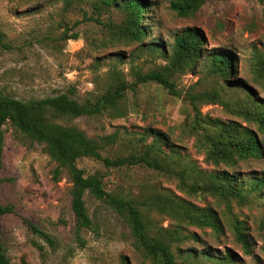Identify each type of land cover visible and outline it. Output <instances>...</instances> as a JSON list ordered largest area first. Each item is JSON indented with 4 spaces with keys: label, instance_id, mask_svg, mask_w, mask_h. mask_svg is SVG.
<instances>
[{
    "label": "rangeland",
    "instance_id": "obj_1",
    "mask_svg": "<svg viewBox=\"0 0 264 264\" xmlns=\"http://www.w3.org/2000/svg\"><path fill=\"white\" fill-rule=\"evenodd\" d=\"M64 1L0 0V30L10 44V49L0 53V90L27 100L74 87L73 96L81 101L106 89L111 83V70L121 71L130 83L134 70L146 71L166 62L162 54L139 48L137 42L117 39L103 24L121 23L125 14L120 8L98 9L90 0H70L69 4ZM171 1L144 0L143 24L149 30L146 40L159 41L168 53L175 33L196 28L205 39L206 49L224 47L234 52L237 77L244 78L264 98V88L253 81L250 70L253 48L264 50V0H206L192 16L177 15L170 7ZM73 33L77 34L76 39L71 37ZM202 64L178 75V89L186 90L199 80L198 88L216 86L222 89L224 97L230 95L223 78L207 74ZM125 102L128 111L124 117L102 114L59 122L76 125L93 137L117 128L120 136H130L152 127L166 133L170 142L184 147L206 167L202 156L194 151V138L186 132L185 123L191 117L189 106L181 98L149 82L127 90ZM201 107L203 113L211 116L242 122L220 104ZM1 130L0 203L11 205L12 210L1 219L0 236L12 264H151L149 258L133 247L127 222L110 205L89 193L85 194V202L93 227L81 230L85 242L81 246L74 235L75 216L70 208V182L65 172L55 180L52 171L56 163L44 151L43 143L29 140L8 123ZM258 134L264 143V133ZM122 146L119 148L124 152ZM115 149L118 150L116 144L109 145L101 153L109 156ZM76 163L85 175L97 169L107 170L105 190L119 195L134 194L139 183L157 180L186 196L172 181L145 166L107 169L100 160L84 156ZM224 168L241 177H259L264 174V157L249 158ZM187 198L199 205L207 202L215 207L223 219V232L216 235L210 228L188 226L198 238L174 247L178 264H264V201L258 192H250L244 204L233 201L230 209L210 198ZM234 219L244 223L250 240L249 253L233 234ZM28 222L47 233L53 243L32 230ZM163 224H168V218ZM202 251L230 252L234 261L220 263L202 256Z\"/></svg>",
    "mask_w": 264,
    "mask_h": 264
},
{
    "label": "trees",
    "instance_id": "obj_2",
    "mask_svg": "<svg viewBox=\"0 0 264 264\" xmlns=\"http://www.w3.org/2000/svg\"><path fill=\"white\" fill-rule=\"evenodd\" d=\"M90 1L98 9L120 8L125 14L121 23L103 24L114 32L117 39L128 43L137 42L139 48L162 54L166 62L146 71L134 70L130 83L121 71L111 70V83L106 89L81 101L73 96L74 87L65 92L27 100L0 90V164L3 144L1 127L8 123L29 140L44 144V151L56 163L52 171L55 180L65 172L70 182V208L75 216L74 235L81 246L85 243L81 230L93 227L85 202V194L89 193L110 205L127 222L133 247L149 258L151 264H178L174 247L183 241L198 238L195 232L188 230V226L210 228L216 235L223 232V219L217 209L207 202L199 205L187 196L201 197L203 200L210 198L226 209L231 208L233 201L246 203L250 192H258L264 201V174L259 177H241L239 173L224 168L249 158L264 157V143L258 134L264 133V98L244 78L237 77V57L234 52L224 47L206 49L205 39L196 28H184L175 33L167 53L159 41L146 40L149 30L143 24L146 12L144 0ZM205 1L172 0L170 7L179 16H192ZM64 2L69 4L70 0ZM71 37L76 39L78 36L73 33ZM7 49H10V44L6 34L0 30V53ZM201 59L203 64L198 62ZM199 64L205 66L207 74L222 77L230 95L224 97L222 89L216 86L198 88L199 80L186 90L178 89V75L193 70ZM250 70L253 81L264 88V50L256 46L250 57ZM149 82L157 83L189 106L191 119L185 123L186 132L194 138V151L202 156L207 168L184 147L170 142L166 133L152 127L130 136H120L117 128L112 133L93 137L76 125L59 122V119L102 114L111 118L124 117L128 111L125 102L127 90H135L137 85ZM203 104H220L243 123L203 113ZM120 142H125L124 146ZM115 144L118 150L115 149L109 156L102 155L104 148ZM120 146L124 147V152ZM83 156L100 160L107 169L145 166L172 181L175 188L186 196L179 195L157 180L141 182L137 185L136 193L125 196L107 191L104 187L107 170L97 169L85 175L76 163ZM11 210V205L0 203V224L4 214ZM166 218L168 224L164 225ZM28 225L50 244L53 243L47 233L32 223L28 222ZM231 228L236 240L249 253L250 240L244 231L243 221L234 219ZM201 255L220 263L234 261V255L230 252L202 251ZM0 264H12L1 236Z\"/></svg>",
    "mask_w": 264,
    "mask_h": 264
}]
</instances>
